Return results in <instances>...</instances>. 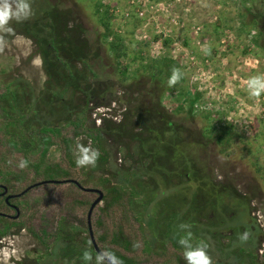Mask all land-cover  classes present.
I'll use <instances>...</instances> for the list:
<instances>
[{
    "label": "rangeland",
    "instance_id": "374dc122",
    "mask_svg": "<svg viewBox=\"0 0 264 264\" xmlns=\"http://www.w3.org/2000/svg\"><path fill=\"white\" fill-rule=\"evenodd\" d=\"M28 2L30 17L10 21L12 33L0 32V119L5 112L24 116L18 129L11 126L17 133L43 121L62 127L82 116L87 99V126L103 127L110 168L138 175L136 211L153 219L143 229L147 244L171 248L165 230L172 215L168 236L182 251L177 240L186 232L177 226L186 223L193 246L206 243L213 264H238L239 248L264 260V93L252 97L247 89L249 77L264 74V0ZM60 37L72 43L64 44L66 54L54 49ZM164 59L182 72L175 87L158 72ZM222 128L231 131L228 148L215 141ZM81 144L93 148L81 136L76 154ZM47 158L62 163L58 147ZM71 189L42 185L19 201L24 226L0 240V264L75 263L77 254L50 237L58 217L70 214ZM71 214L85 220L87 210ZM128 224L132 234L140 229Z\"/></svg>",
    "mask_w": 264,
    "mask_h": 264
},
{
    "label": "trees",
    "instance_id": "16d2710c",
    "mask_svg": "<svg viewBox=\"0 0 264 264\" xmlns=\"http://www.w3.org/2000/svg\"><path fill=\"white\" fill-rule=\"evenodd\" d=\"M99 14V10L96 11ZM107 17L108 12L106 11ZM101 24L104 27L107 36L110 33L108 22L102 16ZM57 48L59 52L67 53L64 44L71 42L60 37ZM60 47V48H59ZM53 49V50H54ZM109 50L113 52L114 58L117 60L121 57L120 46L115 42L109 45ZM177 68V65L171 60L164 59L161 62V69L159 74L169 78L172 74V69ZM78 75L79 73L76 72ZM81 76V74H80ZM198 99V95L195 98ZM88 101L85 100V108L82 116L71 120L66 126L59 127L50 122H41L37 130H26L15 132L11 126L18 129V124L21 123L24 116L12 118L9 112L3 113L0 119V183L6 186L12 193H19L27 186L44 180H77L83 187H90L100 190L103 193L101 204L96 208L94 225V238L101 250H110L119 257L123 264H140L141 260L149 258L152 254L160 255L165 260L161 264H187L183 254L179 252V247L174 240L169 239L171 233V224L174 216L167 217L166 224V239L167 243L175 249L167 248L163 243L159 247H152L147 244L144 238L143 229L151 226L153 219L145 222L144 216L136 211V201L140 191L133 183L136 181L138 175L128 174L122 172L120 169H112L109 166V152L102 143L103 127H95L94 124L87 126V118L85 111L87 110ZM188 111L189 115L193 112V102ZM6 110V109H5ZM15 119V120H14ZM84 136L86 140L93 142V148L100 151L101 155L95 166L77 167L75 159V144L78 139ZM231 131L222 128L215 136L217 144L224 145L225 148L230 146ZM52 147H58L62 155V163H54L48 160L47 156ZM18 161L10 163L11 158ZM21 159H26L28 167L20 169L17 164ZM74 173H77L75 175ZM135 173V172H133ZM76 176V177H75ZM133 181V182H132ZM139 183V182H138ZM139 185V184H138ZM72 189L71 205L68 215L78 223L74 225L72 220L61 217L58 221L57 228L53 232V237L56 241H62L67 244L68 249L77 254V264H85L82 260V253L88 250L92 253L95 264L96 252L93 250L90 237L88 235V228L86 221L80 219L76 215H72L73 209L89 210L91 201L82 197V192L75 185H69ZM142 188V187H141ZM138 205V204H137ZM6 206L4 199H0V210ZM163 207H168L169 204L165 202ZM162 207V208H163ZM162 209H160L161 213ZM170 214V213H169ZM112 222V227L106 226V220ZM138 222L140 229H136L137 233L129 231L128 222ZM22 222L10 221L6 218L0 217V240L9 235L12 228L23 227ZM36 237L37 234H35ZM42 245L46 242L42 237H38ZM135 245V246H134ZM143 248V249H142ZM240 261L238 264H264V260L256 255L252 250L246 248H239Z\"/></svg>",
    "mask_w": 264,
    "mask_h": 264
},
{
    "label": "clouds",
    "instance_id": "9594fccd",
    "mask_svg": "<svg viewBox=\"0 0 264 264\" xmlns=\"http://www.w3.org/2000/svg\"><path fill=\"white\" fill-rule=\"evenodd\" d=\"M15 5V7L13 6ZM31 15L30 3L28 0H2L0 2V32L12 33L14 29L10 27V21L15 19L17 22L26 20ZM6 44L3 36H0V51ZM206 55L211 54V47L205 46L203 49ZM182 79V72L179 68H173L172 74L168 78V87H175ZM247 89L252 97H259L264 93V74L251 76L247 80ZM100 151L96 148L86 145H78L75 163L77 167L95 166L100 158ZM28 161L21 159L17 167L24 169L28 167ZM178 229L186 232V236H181L177 243L184 249L183 256L187 264H213L212 257L208 253V245L201 243L193 246L191 242V225L181 223ZM249 233L246 231L239 235V239L243 242L247 240ZM135 246V245H134ZM82 260L85 264H92L93 256L88 250L82 253ZM95 264H123V261L110 250H102L95 256Z\"/></svg>",
    "mask_w": 264,
    "mask_h": 264
},
{
    "label": "flooded vegetation",
    "instance_id": "af4514ba",
    "mask_svg": "<svg viewBox=\"0 0 264 264\" xmlns=\"http://www.w3.org/2000/svg\"><path fill=\"white\" fill-rule=\"evenodd\" d=\"M69 180H72V179H68V180H65V181H69ZM47 181H50V180H47ZM74 181H77V180H74ZM78 182V181H77ZM79 183V182H78ZM80 184V183H79ZM63 185H65V184H63ZM66 185H74L73 183H66ZM81 185V184H80ZM2 186L3 187H5L6 189H7V191H6V193H4V189L2 188ZM76 186V185H75ZM82 186V185H81ZM77 187V186H76ZM83 187V186H82ZM78 188V187H77ZM84 188H90V187H84ZM79 189V188H78ZM90 189H95V188H90ZM80 190V189H79ZM22 192V191H21ZM21 192H19V193H12L6 186H4L3 184H1L0 183V199H4V202H5V204H6V206L4 207V208H2L1 210H0V217H2V218H6V219H8V220H10V221H16V222H19L20 221V216H21V214H22V209H21V207L19 206V201H25V195L28 193H25V194H23L22 196H20V197H14V196H17V195H19ZM81 192H82V194H89V195H91V196H95L96 198L94 199V201L98 198V194H96V193H88V192H84V191H82L81 190ZM102 198H103V193H102ZM94 201H91V204H92V202H94ZM101 201H102V199H101ZM101 201L97 204V206L95 207V209L96 208H98L100 205H102L101 204ZM13 207H15L16 209H14ZM94 209V210H95ZM6 211H10L12 214H8ZM88 212V211H87ZM94 212V211H93ZM18 213V214H17ZM61 217H65V218H67V219H69V220H72V222L74 223V225L76 226H78V223L75 221V220H73L71 217H69L68 215H60V217H58V219H57V224H58V221L60 220V218ZM85 221H86V225H87V228H88V224H87V215H86V219H85ZM57 224H56V227H55V229L54 230H56V228H57ZM91 225H92V223H91ZM54 232V231H53ZM50 237H51V240L53 241V242H58V243H60L64 248H68V246H67V244L66 243H64V242H62V241H56L55 240V238L53 237V233L50 235ZM43 238H44V240H45V242L47 241L46 239L47 238H45L44 236L42 237V240H43ZM41 241V240H40ZM96 241V240H95ZM97 243V242H96ZM98 245V244H97ZM61 246V247H62ZM159 246H161V244L160 245H158V244H153L152 245V247H159ZM93 247V246H92ZM99 247V246H98ZM100 249V248H99ZM94 250V249H93ZM101 250V249H100ZM102 251V250H101ZM171 251H175V249L174 248H172L171 247ZM179 252L181 253V252H184V250L182 251L180 248H179ZM182 255V254H181ZM151 257H154V258H160L161 256L159 255H156V254H152V256ZM163 258V257H162ZM164 259V258H163ZM151 260H152V258H151ZM165 260V259H164ZM164 260L162 261V263L164 262ZM71 261V260H70ZM69 260L67 261V263L66 264H77V263H71ZM152 261H150V260H146V258H144V259H142L141 260V263L140 264H153V263H151ZM161 264V263H160Z\"/></svg>",
    "mask_w": 264,
    "mask_h": 264
},
{
    "label": "water",
    "instance_id": "95a60500",
    "mask_svg": "<svg viewBox=\"0 0 264 264\" xmlns=\"http://www.w3.org/2000/svg\"><path fill=\"white\" fill-rule=\"evenodd\" d=\"M66 183H73L80 190H82L84 192L98 194V198L94 202H92V204L90 205L89 210L87 212L88 235L90 237V241H91V244L93 246V249H94V251L97 254L101 250L99 249V247H98V245H97V243L95 241V238H94V234H93V230H92V225H91V217H92V214H93V211H94L95 207L97 206V204L102 199V192L100 190H98V189L84 188L77 181H74V180H69V181H65V180H50V181H47V180H44V181H39V182H36L34 184H31V185L27 186L19 195L14 196V197H20L23 194L31 191L32 189H34L36 187H40L42 185H48V184L63 185V184H66ZM2 188L4 189V193H6L7 189L5 187H3V186H2ZM13 208L16 209L15 207H13Z\"/></svg>",
    "mask_w": 264,
    "mask_h": 264
}]
</instances>
